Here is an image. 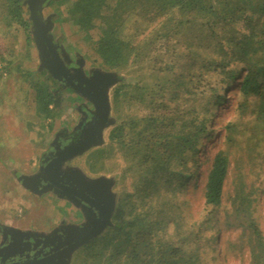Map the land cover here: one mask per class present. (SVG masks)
Here are the masks:
<instances>
[{"label": "rangeland", "instance_id": "374dc122", "mask_svg": "<svg viewBox=\"0 0 264 264\" xmlns=\"http://www.w3.org/2000/svg\"><path fill=\"white\" fill-rule=\"evenodd\" d=\"M73 1L55 0L43 8V15L54 23V39L95 69L115 72L118 79L108 89L112 122L104 128L101 143L73 157L69 163L87 176L111 177L115 206L119 202L127 206L136 200L155 217L152 212L159 210L155 199L159 196L167 199L170 203L165 214L167 231L172 232L173 220H179L187 235V245L205 264H253L259 239L249 225L251 222L256 224L264 244V118L259 116L255 98H247L240 108L244 98L234 86L238 78L223 82L224 72L217 68L210 76L218 96L231 90L227 104L218 100L213 121L207 124L209 133L202 136L198 153L175 154L177 147L157 139V127L149 126L144 133L136 134L128 126L131 118L151 114L147 100L142 103L137 100L140 92L180 74L187 58L181 54L177 65L166 72L162 70L167 59H162L156 72L151 70L153 61L147 60L140 78L130 65L106 68L80 40L78 28L65 20ZM2 11L0 7V243L4 227L27 233L48 231L60 223H78L81 216L72 202L53 193H34L19 180L20 175L34 171L54 133L63 125L76 123L79 113L72 106L71 92L64 88L53 91L57 84L40 68L34 42L26 39L27 32L20 22L12 19L7 24ZM22 15L29 18L25 6ZM234 25L231 23L208 42L207 58L229 62L231 56L224 51L233 44ZM186 37H182L184 44L189 41L185 43ZM136 83L145 89L137 90ZM39 86H47L56 96L51 118L38 113L35 87ZM117 91L119 95L115 97ZM178 94L181 98L185 96L184 91ZM117 127H122L120 135ZM135 136L138 137L133 140ZM217 150L227 157V172L221 202L207 205L203 186L209 156ZM240 193L246 197L239 200ZM75 252L70 264L77 260Z\"/></svg>", "mask_w": 264, "mask_h": 264}, {"label": "trees", "instance_id": "16d2710c", "mask_svg": "<svg viewBox=\"0 0 264 264\" xmlns=\"http://www.w3.org/2000/svg\"><path fill=\"white\" fill-rule=\"evenodd\" d=\"M22 6H27L26 0L0 3L7 24L17 20L27 32L26 39L33 41L30 19L23 17ZM66 15L65 20L78 28L80 40L106 68L130 65L138 78L147 60L153 61L151 70L156 72L162 59H167L162 70L166 72L177 65L181 54L187 58L180 74L140 92L137 100H147L151 114L131 118L128 126L136 134L144 133L149 126L157 127V139L177 147L175 154L198 153L202 136L209 133L207 124L213 121L218 100L227 104L231 90L218 96L210 76L217 68L224 72L223 82L238 78L234 86L244 98L240 108L253 97L259 116L264 118V0H74ZM231 23L235 24L233 44L224 49L231 56L229 62L207 58L208 42ZM183 35H187V44L182 42ZM225 66L229 67L224 71ZM135 86L137 90L145 89L138 83ZM35 88L38 113L51 118L55 94L47 86ZM181 91L185 92L184 98L177 95ZM118 95L115 92L114 96ZM121 133L122 127H117V134ZM208 164L204 202L218 205L227 157L217 150L209 156ZM159 197L155 199L159 210L152 212L155 217L139 201H130L127 206L117 203L112 225L82 245L75 252L78 256L73 264H205L187 245L179 220L172 219L173 231H167L165 214L170 203ZM245 197L243 193L237 195L239 200ZM249 225L259 239L252 262L264 264V244L258 228L253 222Z\"/></svg>", "mask_w": 264, "mask_h": 264}, {"label": "water", "instance_id": "95a60500", "mask_svg": "<svg viewBox=\"0 0 264 264\" xmlns=\"http://www.w3.org/2000/svg\"><path fill=\"white\" fill-rule=\"evenodd\" d=\"M39 2L40 0H26L32 36L36 49L39 51V60L53 79L64 80L67 84L66 81L71 78L53 50V44L46 32L47 26L41 20ZM93 76L92 80L100 81L103 84L102 88L114 84L118 79L115 72L100 71L99 69H95ZM87 87L88 89L82 90V93L94 106L93 115L97 117L96 124L93 126L94 134L88 135L76 145L62 147L54 145L53 150L43 156L44 161L48 155L52 156V162L55 163L53 167L69 157L81 154L90 148L91 144H100L102 128L112 122V119L108 117L110 109L107 94L104 91L101 93L100 89V93H97L96 89L91 91L93 84L88 83ZM32 177L36 178V175L23 174L19 176L22 185L31 191L33 188L29 184V180ZM42 180L46 181L43 178ZM113 183L111 177L105 175L87 176L79 169H75L70 174H61L56 181L52 180L50 185H54L60 195H64L67 200L78 205L82 212L81 215L91 214L88 221L83 222L81 226L74 222L60 223L48 231L25 232V234H32L28 245L24 249L14 252L9 251L11 238H8L6 244L0 246V264H70L73 253L78 248L112 225L111 218L115 210ZM2 229V240L5 237L4 230L20 232L13 228L4 227Z\"/></svg>", "mask_w": 264, "mask_h": 264}, {"label": "flooded vegetation", "instance_id": "af4514ba", "mask_svg": "<svg viewBox=\"0 0 264 264\" xmlns=\"http://www.w3.org/2000/svg\"><path fill=\"white\" fill-rule=\"evenodd\" d=\"M53 0H40L38 5H40V12H41V20L42 22L47 26V35L49 36V40L53 44V50L59 60L62 62L63 66L67 70V74H69L71 79H68L65 83L64 80L57 81L56 79H53L51 75L47 72L46 68L43 67L41 61H40V68L43 69L46 72V75L53 80L57 86L53 91H56L59 88H64L68 92L72 93V106L73 108L79 113V117L76 120V123H73L71 126L63 125L61 128H59L58 131L54 133V136L51 138L50 142L48 143V146L45 148V150L42 152L41 157L38 160V163L36 164V167L34 171L28 175H36V178L32 177L29 180V184L32 186L33 190L32 192L37 194H44L46 192L53 193L54 196H58L59 198L63 197L67 200V198L64 195H60L59 192L55 189V186L50 185V182L58 180V176L66 174H70L72 171H75L77 169L73 165L69 163L70 159L77 156L74 155L72 157H69L62 161L59 165L56 167H53L55 164L52 162V156L48 155L46 161L43 160V156L45 153L50 152L53 150V146L56 145L57 147L67 146V145H76L77 143L84 140L88 135L94 134L93 126L96 124L97 117L93 115L94 106L93 103L90 102L85 95L82 93V90L88 89L87 84L90 85L93 84V88L90 89L91 91H95L97 93H104L107 94L108 102V89L111 85L106 86V88H102V85L99 82H96L97 80H92L94 77V71L95 67L86 64L84 59L80 57L77 54L71 53L66 51L62 46L56 42V40L53 37V21L49 16L43 15L42 10L47 6ZM27 7V6H26ZM28 9V7H27ZM29 11V9H28ZM33 37V36H32ZM34 42V39H33ZM35 45V42H34ZM36 48V46H35ZM37 50V49H36ZM39 51L37 50V54ZM38 58H40L38 54ZM42 66V67H41ZM104 71V70H101ZM69 84V85H68ZM95 84V87H94ZM113 85V84H112ZM100 89V91H99ZM99 91V92H98ZM110 109V105H109ZM109 117V114H108ZM105 127L102 128L101 134L103 132ZM91 146H94V144H91ZM90 146V147H91ZM76 158V157H75ZM63 172V173H60ZM43 179H46V181L43 182ZM69 200H67L68 202ZM71 202V201H70ZM72 205L77 209V211H80V207L72 202ZM82 214V212H81ZM91 216L90 213H87L85 216L81 215L80 219L77 222L74 221V223L78 226H81L83 222H87L89 217ZM64 221V220H63ZM3 229H1L2 233ZM5 237L1 241L0 246H3L6 244V239L11 238V246L9 251L14 252L21 249H24L28 245V240L30 237H32V234H25V232H13L11 230H4ZM19 231V230H17ZM27 233V232H26ZM24 234V235H23ZM13 244V245H12Z\"/></svg>", "mask_w": 264, "mask_h": 264}]
</instances>
